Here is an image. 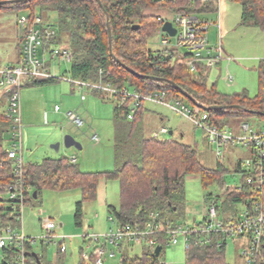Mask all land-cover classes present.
Listing matches in <instances>:
<instances>
[{
	"label": "trees",
	"instance_id": "16d2710c",
	"mask_svg": "<svg viewBox=\"0 0 264 264\" xmlns=\"http://www.w3.org/2000/svg\"><path fill=\"white\" fill-rule=\"evenodd\" d=\"M5 1V0H0ZM242 4L244 23L264 30V0H233ZM4 8L30 10L31 15L54 10L59 21L57 41L66 44L72 52L68 73L77 79L110 83L116 87H133L149 91L165 90L179 98L188 100L194 108L204 109L209 120L220 128L227 127L233 114L257 117L264 120V75L259 77V92L250 96L247 91L224 93L217 89V83H210L212 68L200 67L197 73L188 66L179 65L176 52L168 49L150 56L149 40L162 26L159 13L149 10H164L170 14L187 13L199 15L218 10L219 0H25L0 5ZM43 16V14L41 13ZM108 23L112 34L109 43ZM17 61H20L18 52ZM55 79L26 80L25 85L55 82ZM186 91L202 107L185 97ZM103 99L107 98L101 91ZM116 104L113 111L115 141L114 169L105 172L81 171L75 162L63 156L59 159L46 158L41 163H25L27 184L33 191L28 193L26 205L33 202L45 188L63 190L80 188L82 200L77 202L76 223L82 224L83 204L95 200L100 180L119 182L120 204L109 206V217L116 222L144 223L152 212L159 213L160 220L177 222L185 218L187 206L185 179L187 175H199L205 188L219 183L220 195H204L205 207L217 203L220 214L226 222L235 221L239 207H251L258 193L255 185L246 181L247 172L241 168V161L235 171L242 174L241 188L226 187L223 175L226 169L220 164L216 169L205 167L198 156L197 146L174 138L146 136L144 128L145 104H140L134 118L128 113L132 101L112 96ZM12 122L0 110V224L2 227H17L13 205L1 196L5 186L14 180L12 161L8 157L7 141ZM252 174V173H249ZM264 194L261 195L263 200ZM46 245H42L44 251ZM129 247L123 248L121 264H165L162 255L156 256L150 248L143 247L140 254L130 255ZM126 251V252H125ZM19 250L15 246L0 251V264H16ZM36 252L42 264H52L35 246L27 248L28 262L38 264ZM61 253V252H60ZM95 255L85 259L80 248L79 264H94ZM185 264H228L226 241L220 235L212 234L210 242L195 243L186 250ZM256 264H264V240L257 255Z\"/></svg>",
	"mask_w": 264,
	"mask_h": 264
},
{
	"label": "rangeland",
	"instance_id": "374dc122",
	"mask_svg": "<svg viewBox=\"0 0 264 264\" xmlns=\"http://www.w3.org/2000/svg\"><path fill=\"white\" fill-rule=\"evenodd\" d=\"M153 13L171 19L170 14L162 9L149 10ZM45 20L55 26L59 17L56 11H42ZM21 14H30V10L0 7V64H17V18ZM243 8L239 1L220 0L219 10L199 14V17L211 23L208 38L212 45L220 41L224 50L232 59L223 60L222 66L212 68L210 83H217V89L224 93L247 91L250 96L259 92V77L264 75V30L243 22ZM220 24V29L218 25ZM57 27V26H56ZM163 38H168V47L176 48L177 52L185 53L186 49L178 47L177 37L166 32L157 33L149 40V48L153 51L164 48ZM230 63V64H229ZM57 68V66H56ZM55 68V69H56ZM70 62L60 64L59 74L69 77ZM228 74L233 75L234 83L227 82ZM86 99L82 100V95ZM21 111L23 120V148L25 163H41L46 158L59 159L63 156L73 160L77 167L84 172H105L114 169V141L115 130L113 111L116 101L107 96L103 99L92 89H81L68 80L37 85H25L21 92ZM191 106L188 100H184ZM60 106L55 111V106ZM144 128L146 136L158 138H174L181 142L196 145L201 163L216 169L222 165L226 172L223 183L226 187L241 184L242 174L235 171L239 161L251 157V148L237 145H227L222 148L223 157L219 160L216 146L209 143L206 134L182 115L170 108L153 103H145ZM68 111H74L83 120L78 127L67 117ZM249 123L254 129H264V120L257 117H246L233 114L229 117L227 128L237 135L241 133L242 125ZM162 126L168 128V133L159 134ZM173 130V134H170ZM98 134L99 142L92 140ZM71 135L80 145L67 147L66 136ZM59 144L56 148L55 145ZM117 180H100L98 194L95 200L85 201L83 204L82 224L77 225L75 215L77 202L82 200L80 188L55 190L45 188L38 198L27 204L23 214V229L27 235L38 237L42 235V224L46 219L54 220L59 226L56 234L68 236L67 250L60 253L58 244L51 242L45 246V258L52 264H79L80 248L84 233H104L113 226L109 220V206L118 207L120 204V190ZM186 212L190 211L192 218H202L204 211V195L222 193L219 183L205 188L199 175H187L185 179ZM241 208V207H239ZM185 216V214H184ZM189 214L187 217L189 218ZM179 222H185L183 217ZM248 240L245 237H229L226 241V259L228 264H247V259L241 255ZM186 244L182 239L176 245H168L162 255L166 264H185ZM37 252L42 251V244L35 245ZM143 246L134 245L127 249L130 255L140 254ZM126 252V251H125ZM122 253L117 250L113 258L106 256V264H121Z\"/></svg>",
	"mask_w": 264,
	"mask_h": 264
},
{
	"label": "built area",
	"instance_id": "2783aa9c",
	"mask_svg": "<svg viewBox=\"0 0 264 264\" xmlns=\"http://www.w3.org/2000/svg\"><path fill=\"white\" fill-rule=\"evenodd\" d=\"M158 18L162 22V26L157 30V33L165 32L162 29L164 23L171 21L176 29L173 36L178 38L176 45L186 49L185 53L177 52L176 48L168 47L170 44L168 38L161 40L165 49L176 52L178 57L182 56L179 59V65H186L192 72L197 73L200 67L214 68L222 60L232 59L224 53L220 34V41L217 45L214 46L210 43L207 33L211 23L199 15L180 12L174 14L171 19L163 16ZM17 28L16 47L20 52V61L12 65L0 64V110L12 122L7 150L14 174V180L5 186L1 198L12 203L13 215L19 225L17 227L12 225L2 227L0 224V251L15 246L19 250L15 257L16 264H31L26 256L27 248L35 246L38 242L42 245L54 242L58 244L60 252L65 253L67 250L68 236L56 234L59 226L50 218L43 222V232L38 237L27 235L23 229L26 199L28 193H32L33 189L31 185L27 184L25 176L21 92L28 79H55L68 80L81 89H92L101 91L107 96H119L124 100H131L129 119L134 118L137 107L142 103L166 106L190 120L196 128L206 134L209 143L216 146L219 160L223 157L222 148L227 145H242L252 150L251 157L241 161V168L247 172L246 181L255 185L258 195L254 198L251 207L242 206L239 209L235 221L226 222L215 202L204 207L200 220H197L196 217L192 218L190 211H185L186 221L183 223L170 219L162 222L157 212L150 213L149 219L144 223L121 224L110 216L109 220L113 226L109 228V231L104 233L87 232L82 235L83 242L86 244L83 246L85 259L95 255L94 264H106V256L113 258L117 255V250L123 254L124 247L130 248L134 245L146 246L153 253L156 246L161 245L162 253L166 246L176 245L180 239L186 244L187 250L193 242L206 244L210 242L212 234H217L225 241L229 237L247 238L248 243L243 248L241 255L247 259V264H256L257 255L264 240V198L261 200V195L264 194V129H254L249 123H244L241 133L235 135L227 127L220 128L210 122L206 110L194 108L188 105L184 99L165 90L149 91L133 87H116L110 83L77 79L70 74L69 77L61 75L59 74L60 64L71 62L72 52L66 44L58 43L57 27L45 20L41 14L31 15L30 13L18 16ZM218 28L220 29V24ZM157 51L151 50L150 56H155ZM226 80L233 84V75L228 74ZM85 99L86 94H83L82 100ZM59 110L60 106L56 105L55 111ZM66 115L78 127L84 123L79 114L74 111H68ZM158 133L166 134L168 128L161 127ZM92 140L99 142L98 134H94ZM72 161L75 162V158ZM235 187L241 188V185ZM187 214L190 215L189 218Z\"/></svg>",
	"mask_w": 264,
	"mask_h": 264
},
{
	"label": "water",
	"instance_id": "95a60500",
	"mask_svg": "<svg viewBox=\"0 0 264 264\" xmlns=\"http://www.w3.org/2000/svg\"><path fill=\"white\" fill-rule=\"evenodd\" d=\"M20 1H25V0H5V1H0V5L11 4V3L20 2ZM162 29H163V31H165L168 34H170L171 36L175 35V33H176V29L172 25V22L171 21H166L164 23ZM108 33H109V43H110V46H112V34H111V29H110L109 23H108ZM181 92H182V94L185 97H187L188 99L192 100L197 106L202 107L186 91L181 90ZM218 107H220V106L215 105V106H212V107H202V108H204V109H211V108H218ZM170 134H173V131L172 130H170ZM65 143H66V146L67 147L76 146L78 148H81V145L71 135L66 136ZM55 147L58 148L59 147V144H56ZM34 195H35V198H36L37 197L36 191L34 192ZM161 250H162V246L161 245L156 246L155 251H154V254L156 256H159ZM33 255L36 258V261L38 262V264H42L41 263V260H40V258L38 256V254L36 252H34Z\"/></svg>",
	"mask_w": 264,
	"mask_h": 264
},
{
	"label": "crops",
	"instance_id": "0c3cea01",
	"mask_svg": "<svg viewBox=\"0 0 264 264\" xmlns=\"http://www.w3.org/2000/svg\"><path fill=\"white\" fill-rule=\"evenodd\" d=\"M224 49V48H223ZM224 53L227 55L228 53L224 50ZM226 60V59H225ZM227 61H229L230 62V60H227ZM222 64H223V60H222V62L221 63H219V65H217V66H222ZM230 64V63H229ZM162 127H166V126H162ZM173 131V130H172ZM83 247V246H82Z\"/></svg>",
	"mask_w": 264,
	"mask_h": 264
}]
</instances>
